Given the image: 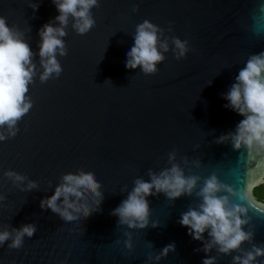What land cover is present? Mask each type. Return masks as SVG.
<instances>
[{
    "label": "water",
    "instance_id": "obj_1",
    "mask_svg": "<svg viewBox=\"0 0 264 264\" xmlns=\"http://www.w3.org/2000/svg\"><path fill=\"white\" fill-rule=\"evenodd\" d=\"M37 2L34 12L29 3ZM134 5L139 12L132 11ZM92 12L96 25L87 34L78 35L69 25L64 38L68 55L58 57L62 75L43 84L37 75L28 93L33 107L19 122L20 131L0 142V193L7 195L0 228L37 225L21 249L7 243L0 247V264H203L208 255L217 256V264H232V256L215 250L197 252L203 242L178 222L197 202L195 196L174 202L163 193L148 197L152 214L145 229L118 228V217L111 213L127 198L121 190H131L137 177L148 180V169L167 166V154L174 149L180 157L201 162L200 168L190 165L186 174L217 171L225 182L246 189L245 150L216 140L244 118L224 106L228 101L223 94L247 58L264 51V37L250 31L254 16L264 28V0H100ZM57 15L52 0H0V16L9 25L31 28L27 36L37 54L40 28ZM144 20L165 30L171 26L174 31L167 35L188 40L186 58L165 53L155 75L126 68L136 26ZM35 62L39 67L38 55ZM77 169L97 177L104 200L83 222H65L40 202L54 194L63 174ZM8 170L37 181L39 189L15 188L3 176ZM246 206L253 216L255 243L264 245V212ZM126 231L132 232V249L122 243ZM170 244L175 251L158 262L148 261L149 254L154 257ZM257 264H264V258Z\"/></svg>",
    "mask_w": 264,
    "mask_h": 264
},
{
    "label": "clouds",
    "instance_id": "obj_2",
    "mask_svg": "<svg viewBox=\"0 0 264 264\" xmlns=\"http://www.w3.org/2000/svg\"><path fill=\"white\" fill-rule=\"evenodd\" d=\"M52 2L59 15L40 28L38 54L29 44L27 33L31 28L9 25L7 17L0 16V142L14 138L20 131L19 122L33 107L28 93L37 75L41 84L62 75L63 67L58 57L68 55L64 38L68 35L69 25L78 35L87 34L96 25L92 9L100 6V0ZM29 7L35 12L39 3H29ZM132 11L139 12V6L134 5ZM253 20L250 31L258 38L264 37V28L258 25L255 16ZM173 31L171 26L165 30L149 20L138 24L133 36L134 45L126 53V68H139L144 75H155L158 65L166 60L165 53L172 51L177 60L186 58L191 51L189 41L166 34ZM37 55L39 67L35 62ZM223 98L228 101L224 105L226 108L244 118L234 131L221 135L216 143H230L235 150H245L246 189L225 182L217 171L208 176L186 174V169H191L190 165L200 168L201 162L190 160L188 156L180 157L178 150L174 149L167 154V166L159 171L148 169V180L137 177L131 190L127 186L121 190L127 193V198L111 214L118 217V228L145 229L152 214L148 197L163 193L170 202H174L183 196H195L197 202L181 214L178 222L188 228L193 239L203 242L204 247L196 251L211 254L215 250L218 255L232 256V264H257L258 258H264V245L255 243L253 216L246 205L264 212V201L256 198L257 189L264 187V51L247 58ZM232 174L239 180L238 172L234 170ZM3 176L22 192L39 189L37 181L14 170L4 172ZM102 187L93 173L77 169L63 174L54 194L42 199L40 206L44 210L50 209L65 222H83L100 210L104 200ZM6 200L7 195L0 193V207ZM158 226L152 224V227ZM36 232L35 223L19 228L4 225L0 228V247L7 243L10 249H21L25 237L31 238ZM205 233L208 239H205ZM124 236L127 239L122 243L132 249V232L126 231ZM246 243L251 245L250 249L243 247ZM173 251L175 244H170L154 257L149 254L148 261L154 258L158 262ZM234 252L237 254L233 256ZM203 264H217V256L208 255Z\"/></svg>",
    "mask_w": 264,
    "mask_h": 264
},
{
    "label": "trees",
    "instance_id": "obj_3",
    "mask_svg": "<svg viewBox=\"0 0 264 264\" xmlns=\"http://www.w3.org/2000/svg\"><path fill=\"white\" fill-rule=\"evenodd\" d=\"M256 198L260 201H264V187L258 188L256 191Z\"/></svg>",
    "mask_w": 264,
    "mask_h": 264
}]
</instances>
